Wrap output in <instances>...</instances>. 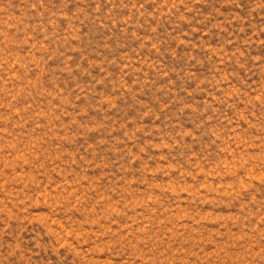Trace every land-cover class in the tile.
<instances>
[{
    "label": "rangeland",
    "instance_id": "1",
    "mask_svg": "<svg viewBox=\"0 0 264 264\" xmlns=\"http://www.w3.org/2000/svg\"><path fill=\"white\" fill-rule=\"evenodd\" d=\"M0 264H264V0H0Z\"/></svg>",
    "mask_w": 264,
    "mask_h": 264
}]
</instances>
